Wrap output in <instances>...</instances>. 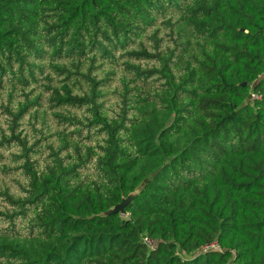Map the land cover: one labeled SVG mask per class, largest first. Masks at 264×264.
Masks as SVG:
<instances>
[{"label":"trees","instance_id":"trees-1","mask_svg":"<svg viewBox=\"0 0 264 264\" xmlns=\"http://www.w3.org/2000/svg\"><path fill=\"white\" fill-rule=\"evenodd\" d=\"M0 264H264V0H0Z\"/></svg>","mask_w":264,"mask_h":264},{"label":"water","instance_id":"water-1","mask_svg":"<svg viewBox=\"0 0 264 264\" xmlns=\"http://www.w3.org/2000/svg\"><path fill=\"white\" fill-rule=\"evenodd\" d=\"M246 83H243L245 85ZM136 192L129 194L128 196L124 197L119 203L114 205L111 209L107 210L104 215L107 214H115V213H124L125 206L131 201V199L134 197Z\"/></svg>","mask_w":264,"mask_h":264},{"label":"built area","instance_id":"built-area-1","mask_svg":"<svg viewBox=\"0 0 264 264\" xmlns=\"http://www.w3.org/2000/svg\"><path fill=\"white\" fill-rule=\"evenodd\" d=\"M260 98V96L257 94V93H251L250 95V99L251 100H254V99H258ZM143 241L144 243L149 246V247H154L156 244H155V240L154 239H151L150 237L148 236H145L143 238ZM217 247V244L215 242H212V243H209V244H206L202 247V250H207V249H213V248H216Z\"/></svg>","mask_w":264,"mask_h":264}]
</instances>
